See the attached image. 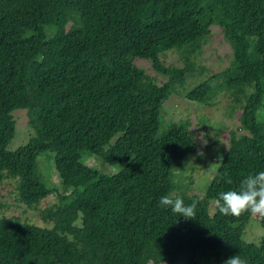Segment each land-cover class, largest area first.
Returning a JSON list of instances; mask_svg holds the SVG:
<instances>
[{
  "label": "trees",
  "instance_id": "1",
  "mask_svg": "<svg viewBox=\"0 0 264 264\" xmlns=\"http://www.w3.org/2000/svg\"><path fill=\"white\" fill-rule=\"evenodd\" d=\"M212 28L232 58L185 96L211 105L230 95L244 132L230 130L199 195L175 173L198 140L183 121L164 125L162 113L208 70L195 56ZM170 50L182 65L166 62ZM263 106L264 0H0V183L13 182L26 208L55 198L40 209L46 226L0 215V264H224L234 255L264 264V232L258 243L243 238L252 214L210 212L220 192L264 171ZM19 110L31 135L9 149ZM165 195L198 201L195 219L161 207Z\"/></svg>",
  "mask_w": 264,
  "mask_h": 264
},
{
  "label": "rangeland",
  "instance_id": "2",
  "mask_svg": "<svg viewBox=\"0 0 264 264\" xmlns=\"http://www.w3.org/2000/svg\"><path fill=\"white\" fill-rule=\"evenodd\" d=\"M164 54L167 63L182 65L177 51L170 50ZM195 58L197 64L204 65L208 70L200 76L189 77L183 89L179 88L181 92L171 95L165 101L162 120L164 125L171 121H183L194 132L198 140L196 151L184 166L176 169L175 173L178 174V177H181L183 183H187L185 193L202 195L215 172L216 162L219 161L224 149L229 146L230 130H235L236 135L243 133L244 130L238 129L240 111L237 105L234 110H231L230 104H233V101L230 95L222 92L218 93L210 102L211 105L190 101L185 96V93L201 79L228 66L232 53L219 29L212 28L211 34L207 37L206 42L201 46ZM135 63L143 67L149 75L156 76L157 81L164 78L153 71L148 61L138 60ZM258 116L264 118V108L258 111ZM15 117L16 134L8 145L9 149H15L23 144L31 135V129L26 122L25 111H16ZM39 160L40 168L45 174L46 162L41 157ZM99 162L94 157L86 159L88 165L98 167L105 172L112 171L106 164H100ZM192 166H195V170H192ZM50 179L52 182L57 183L54 174H51ZM182 191L177 190L176 194L179 195ZM54 200V195H50L39 204V209L26 208L25 205L14 199L13 182L5 180L0 183V215L17 216L22 220L46 226L49 224L43 220L40 209L52 204ZM210 212H213V203ZM263 232L259 216L251 215L243 233V238L246 242L258 243Z\"/></svg>",
  "mask_w": 264,
  "mask_h": 264
},
{
  "label": "clouds",
  "instance_id": "3",
  "mask_svg": "<svg viewBox=\"0 0 264 264\" xmlns=\"http://www.w3.org/2000/svg\"><path fill=\"white\" fill-rule=\"evenodd\" d=\"M231 184L229 179L226 181ZM198 201L193 200L191 204L185 205L181 197L174 199L165 195L159 199V205L169 208L175 214L183 216L185 219H195ZM215 209L225 216L239 217L245 212L252 215L264 217V171L245 178L240 186V190H228L220 192L213 201ZM224 264H247L239 255L229 257Z\"/></svg>",
  "mask_w": 264,
  "mask_h": 264
}]
</instances>
